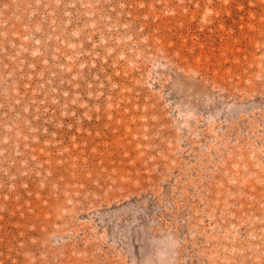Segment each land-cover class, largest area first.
<instances>
[{"label": "rangeland", "instance_id": "1", "mask_svg": "<svg viewBox=\"0 0 264 264\" xmlns=\"http://www.w3.org/2000/svg\"><path fill=\"white\" fill-rule=\"evenodd\" d=\"M0 264H264V0H0Z\"/></svg>", "mask_w": 264, "mask_h": 264}]
</instances>
